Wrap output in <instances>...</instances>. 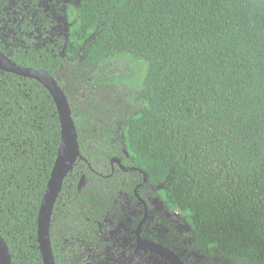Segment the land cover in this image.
Returning a JSON list of instances; mask_svg holds the SVG:
<instances>
[{
    "label": "trees",
    "instance_id": "obj_1",
    "mask_svg": "<svg viewBox=\"0 0 264 264\" xmlns=\"http://www.w3.org/2000/svg\"><path fill=\"white\" fill-rule=\"evenodd\" d=\"M73 16L61 33L60 0H0V52L57 81L79 153L135 170L93 177L91 193L78 180L68 191L75 167L65 176L49 225L54 263L73 264L86 244L94 252L97 199L112 206L140 184L148 206L159 202L146 239L185 264L191 254L264 264V0H78ZM105 89L128 106L111 108ZM59 140L49 92L0 71V235L11 264H43L37 215Z\"/></svg>",
    "mask_w": 264,
    "mask_h": 264
},
{
    "label": "flooded vegetation",
    "instance_id": "obj_2",
    "mask_svg": "<svg viewBox=\"0 0 264 264\" xmlns=\"http://www.w3.org/2000/svg\"><path fill=\"white\" fill-rule=\"evenodd\" d=\"M60 2L62 4V0H60ZM84 154L87 155L86 158L80 154V157L77 158V161L73 166L75 168L68 181V191H70V189H75L74 183L78 180L79 182L78 186H76V190L88 189L87 191L91 193L90 189L92 188L94 181H97V179H95V176H97L99 180H107L113 177L116 178L120 171L125 173L135 172V170L132 168H128L129 170L127 171L122 170L120 167L124 166L120 163V159L118 158L112 159L118 160L119 163H116L115 161L111 163L112 159H110L108 165L98 166L95 165V163H92V165H90L88 162V160L91 159L90 155L86 150H84ZM139 187L140 184L134 185L132 191L133 196H131L128 192L119 190L115 197H111L113 199L112 206L110 205V203H106L104 200L97 199V203H99L101 205V208L105 211L103 216H99L95 218V220H88V226L90 228L89 231L94 232L97 236L96 246L94 248L95 251L91 252L90 246L86 244L84 246L86 255L82 253L79 256H76L73 263L76 260L85 258L90 255L94 256L96 259H99V261H103V258L108 254L112 255L113 253L116 254L120 252H139L148 256H153L164 264H172V262L168 258L161 255L160 253L143 247L144 245H142V243L149 242L159 245L160 247H163V249H167L168 251L173 253L182 264H185L174 250L163 246L153 240L146 239L142 236L144 226H146L145 230H149L150 232L153 231L154 223L152 212L153 209L157 208L159 202L156 199H153L152 203H150V206H148L146 202L138 195ZM92 208L93 204L90 203L88 209L90 210ZM169 213L174 217H179L178 213L174 214L171 213V211ZM168 216L169 214L166 215L165 219H168ZM89 231L87 234L88 237L91 236L89 235ZM137 232L139 238L137 236ZM55 235L56 237L59 236L57 232H55ZM139 239L141 241H139ZM102 245L106 248V251L104 252L98 251V249H100ZM68 249H70L69 246L67 250ZM193 255L201 254H191V264H194L192 261ZM105 264H108V262L105 261Z\"/></svg>",
    "mask_w": 264,
    "mask_h": 264
},
{
    "label": "water",
    "instance_id": "obj_3",
    "mask_svg": "<svg viewBox=\"0 0 264 264\" xmlns=\"http://www.w3.org/2000/svg\"><path fill=\"white\" fill-rule=\"evenodd\" d=\"M0 71L10 73L23 78H30L39 82L51 95L59 118L60 140L58 145L57 156L53 164L46 189L41 199L37 215V243L43 264H55L51 240L49 236V225L51 212L56 196L60 190L65 176L73 169L77 158L80 157L77 142V132L71 115V109L62 88L57 81L43 70H34L31 68L20 67L11 61L8 57L0 52ZM118 160H111V163ZM120 165V164H119ZM121 166V165H120ZM127 171L128 168L120 167ZM140 228V225H139ZM138 236V232H137ZM139 238V236H138ZM139 241H141L139 239ZM152 251H156L168 258L172 264H182L178 258L159 245L154 243H142ZM0 264H11V258L5 241L0 235Z\"/></svg>",
    "mask_w": 264,
    "mask_h": 264
},
{
    "label": "rangeland",
    "instance_id": "obj_4",
    "mask_svg": "<svg viewBox=\"0 0 264 264\" xmlns=\"http://www.w3.org/2000/svg\"><path fill=\"white\" fill-rule=\"evenodd\" d=\"M62 4L64 10L66 11L67 17L59 20V27L61 33H64L73 23V13L77 9L78 0H62ZM110 66L117 68L116 73H121L125 71V68L117 63H112ZM100 96L109 100L110 107L115 110L120 105H122L123 108L128 106L121 102L122 100H124L125 96L122 94H118L117 91L113 89L103 90ZM171 213L175 214L178 213V211L172 210ZM105 261H107L108 264H164L153 256H148L139 252H120L116 254L113 253L112 255L108 254L103 258V261H99V259H96L94 256L90 255L85 258L76 260L73 264H105ZM192 261L194 264H214L213 260L203 255H193Z\"/></svg>",
    "mask_w": 264,
    "mask_h": 264
}]
</instances>
